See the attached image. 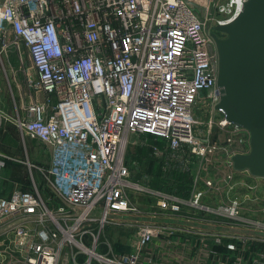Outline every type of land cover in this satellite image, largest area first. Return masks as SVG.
Returning a JSON list of instances; mask_svg holds the SVG:
<instances>
[{"label":"built area","instance_id":"built-area-1","mask_svg":"<svg viewBox=\"0 0 264 264\" xmlns=\"http://www.w3.org/2000/svg\"><path fill=\"white\" fill-rule=\"evenodd\" d=\"M245 1L0 0V33L9 31L24 42L34 88L43 95L31 102L27 119L13 122L22 137L52 149L49 168L28 167L41 172L50 201L62 202L49 208L33 177L31 190L0 196V264H62L68 247L71 264H154L141 249L177 229L165 220L189 218V208L214 216L201 218L208 229L199 240L223 244L228 254L219 259L226 261L217 264H264V204L255 186L239 174L223 180L167 174L177 160L218 149L198 136L206 113L219 115L207 120L209 129L214 123L229 129L245 146L237 153L249 151V133L216 109L217 52L200 14L218 4L229 17L218 25L226 24ZM51 96L57 103L48 114ZM135 145L148 151L145 159L153 168L145 170L160 174L162 188L133 180L134 172L144 171L128 158ZM138 196L151 202L143 208L133 201ZM124 214L132 226L148 217L137 250L100 251L107 227L128 224ZM82 255L84 261H77Z\"/></svg>","mask_w":264,"mask_h":264},{"label":"rangeland","instance_id":"rangeland-1","mask_svg":"<svg viewBox=\"0 0 264 264\" xmlns=\"http://www.w3.org/2000/svg\"><path fill=\"white\" fill-rule=\"evenodd\" d=\"M215 1L218 2V0ZM227 3L228 0L225 4ZM217 5L211 3L209 7L200 9L202 20L205 22V32L210 38L214 32L218 37L224 36L223 33L216 32L215 27L219 22L229 18L222 16ZM210 46L214 50L215 42L211 41ZM35 80L34 68L24 42L9 31L0 33V153L3 155L0 161L3 163L0 166V194L2 195L8 193L11 188L10 173L13 168L17 166L20 174L28 180V168L24 166L25 163L45 166L50 162V159L48 161L50 154L48 147L36 139L22 137L13 122L17 108L20 112L24 109L27 110L32 101L41 99V94L34 88ZM201 109L210 112V109L207 110L205 107ZM198 113L201 115V111ZM216 114L218 113L215 112L212 115L206 113L203 116L204 124L198 128V136L202 139H210L217 144L218 149L214 153H208L206 157L197 156L193 160L191 157L177 160L167 167V174L170 172L180 174V176L212 174L218 180H223L226 174H236L230 166V156L232 153L244 149L245 146L240 144L229 129L219 128L215 123L212 129L207 127L209 118L213 117L214 121L219 118V115ZM139 139L135 138L134 140ZM128 149L130 151V147ZM135 155L136 157L130 153L128 158L131 163L139 159L137 154ZM187 156L188 154L185 155V157ZM139 174H147L145 168L144 171L139 170ZM184 196L187 197V193ZM261 197L263 205L264 196ZM144 198L148 197L144 196ZM204 203L216 206L213 201L209 203L205 200ZM185 215L189 218L170 216L165 220L171 227H179L172 233L165 231L164 239L160 237L157 243L142 248L143 256H151L150 261L154 264H217L220 261H226L219 259L228 254L223 244L217 245L215 241L199 240L201 233L208 229L201 218L210 219L214 216L209 212L195 208H189ZM122 218L128 224L109 226L102 232L99 239L106 242V247L100 251L113 252L116 255H129L137 250L138 232L140 226L142 227L145 222L141 217H138V221L133 222L132 226L130 225V214H124ZM68 251H71L69 247L61 257L62 264H71ZM75 251H77L76 248ZM84 259L85 256L82 255L77 258V261L83 262ZM94 264L99 263L94 262Z\"/></svg>","mask_w":264,"mask_h":264},{"label":"water","instance_id":"water-1","mask_svg":"<svg viewBox=\"0 0 264 264\" xmlns=\"http://www.w3.org/2000/svg\"><path fill=\"white\" fill-rule=\"evenodd\" d=\"M216 109L249 133V151L231 157L236 172L264 179V0H246L239 15L215 27Z\"/></svg>","mask_w":264,"mask_h":264},{"label":"crops","instance_id":"crops-1","mask_svg":"<svg viewBox=\"0 0 264 264\" xmlns=\"http://www.w3.org/2000/svg\"><path fill=\"white\" fill-rule=\"evenodd\" d=\"M40 98H41V100H43L42 94H41ZM56 103H57V98L55 96H51V103H50L49 107L46 109L48 114H50L52 112L53 107L55 106ZM14 118H15V120L27 119L28 118L27 110L24 109L23 111L20 112L19 109L17 108L16 117H14ZM16 129H17V127H16ZM47 147L50 151L49 158H48V161H49V159L51 160L52 149L49 146H47ZM131 152L133 153L134 157H136L135 154H137V158H139L135 162L139 163V165L142 168H146V170L150 172V170L153 168V166L149 165V163L147 162L148 160L145 159V156L148 154V151L146 149L142 148V146H140V145H135L133 147H130L129 153H131ZM1 164L3 165V163H1ZM1 164H0V166H1ZM28 164H30V163L24 164V166L26 168H28L27 169L28 180H27V178H24V176L20 174L19 169L16 166L15 168H13L12 172L10 173L11 178H12L11 179L12 185L10 186L11 188H10L9 192L4 194V195L0 194V196H4V197L10 196L13 193V191H15L16 189L31 190L32 189V177H33V179L37 183L38 187L40 189H42L43 196L47 200H49V202H48L49 208H51V209L59 208L62 205V202L58 198H54L50 201L52 194H51V192H49L48 190L45 189L46 185H45V181L41 175V172H39L37 169H34V167L35 168L36 167L37 168H49L50 162H48V164L45 166L44 165L43 166L32 165V166H34L32 172L30 171ZM235 173L239 174V176L242 177L247 182L248 186H255L256 187V190H255L256 194H258L260 196H264V179L252 177L247 172H236L235 171ZM132 178H133V180L140 182L141 184H145V185L153 187V188H162L163 187V186L160 187V174H138V173L134 172V174H132ZM24 180H25V183H24ZM246 190H248V189H246ZM248 191H250V190H248ZM133 201L138 203L139 206L142 205L143 208H145V206L147 207V203L149 204L151 202V200L149 198H144V196H138L136 199H133ZM142 219L144 221H146L148 219V217L145 216V218H142ZM33 226H35V224H33Z\"/></svg>","mask_w":264,"mask_h":264},{"label":"flooded vegetation","instance_id":"flooded-vegetation-1","mask_svg":"<svg viewBox=\"0 0 264 264\" xmlns=\"http://www.w3.org/2000/svg\"><path fill=\"white\" fill-rule=\"evenodd\" d=\"M216 31V30H215ZM217 32V31H216ZM214 34H216L215 32H214Z\"/></svg>","mask_w":264,"mask_h":264},{"label":"trees","instance_id":"trees-1","mask_svg":"<svg viewBox=\"0 0 264 264\" xmlns=\"http://www.w3.org/2000/svg\"><path fill=\"white\" fill-rule=\"evenodd\" d=\"M150 165H152V163Z\"/></svg>","mask_w":264,"mask_h":264}]
</instances>
